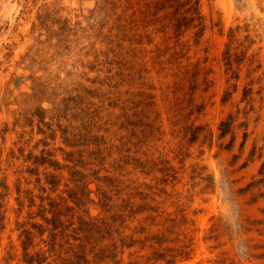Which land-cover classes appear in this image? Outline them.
I'll use <instances>...</instances> for the list:
<instances>
[{
  "label": "rangeland",
  "instance_id": "rangeland-1",
  "mask_svg": "<svg viewBox=\"0 0 264 264\" xmlns=\"http://www.w3.org/2000/svg\"><path fill=\"white\" fill-rule=\"evenodd\" d=\"M0 264H264V0H0Z\"/></svg>",
  "mask_w": 264,
  "mask_h": 264
}]
</instances>
